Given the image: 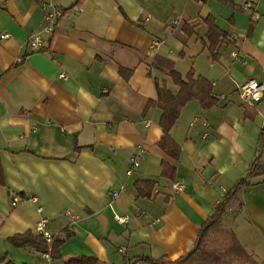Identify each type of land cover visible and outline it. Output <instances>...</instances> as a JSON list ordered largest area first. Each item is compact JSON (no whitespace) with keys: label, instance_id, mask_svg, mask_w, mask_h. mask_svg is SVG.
I'll return each instance as SVG.
<instances>
[{"label":"crops","instance_id":"crops-1","mask_svg":"<svg viewBox=\"0 0 264 264\" xmlns=\"http://www.w3.org/2000/svg\"><path fill=\"white\" fill-rule=\"evenodd\" d=\"M249 2L246 9L245 0H0V264H46L43 252L10 241L38 233L43 218L63 239L55 264L77 256L148 264L143 256L175 260L193 248L260 145L264 89L255 104L240 95L250 79L264 86V0ZM54 6L64 16L35 50L30 38L43 32ZM209 15L227 32L215 60L206 47ZM186 24L194 35L185 33ZM154 40L160 44L152 49ZM157 54L184 75L193 68L208 78L219 96L208 109L196 99L184 106L171 130L182 149L176 160L158 145L162 109H145L157 99L156 78L176 90L153 69ZM140 146V165L128 174ZM163 160L175 165V180L162 176ZM263 179L243 187L221 219L258 259H264ZM138 180L156 182L152 197L138 195ZM176 181L186 189L174 190ZM113 191H120L114 200ZM16 196L22 200L14 206Z\"/></svg>","mask_w":264,"mask_h":264},{"label":"trees","instance_id":"trees-1","mask_svg":"<svg viewBox=\"0 0 264 264\" xmlns=\"http://www.w3.org/2000/svg\"><path fill=\"white\" fill-rule=\"evenodd\" d=\"M39 1V0H34ZM205 3L208 0H197ZM224 4L236 3V0H218ZM249 2V0H245ZM64 9V8H63ZM65 11V9H64ZM207 25L208 48L211 57L215 60L218 57L217 49L220 42L227 37V32L222 30L212 16L204 19ZM256 23L251 21L248 35H253ZM184 31L188 36L195 34L193 25L186 24ZM152 67L154 70L161 72L164 76L169 77L176 90L173 91L168 87L165 78H156L157 99L149 100L146 108L159 107L163 113L160 119V125L163 135L158 143L159 147L167 156L176 160L181 155V146L171 134L172 128L175 126L180 117L184 106L191 100H198L204 109L211 108L218 104L219 96L213 93V83L203 75L196 74L192 68L184 75L175 65V62L163 55H155ZM264 127L261 132L260 145L254 162L250 165L249 170L240 180L225 193L224 197L215 207V212L203 224L197 240L193 248L185 255L170 260L167 258L157 259L153 257L143 256L142 260L148 264H238L236 261H245L249 264H264L254 259V256L247 251L238 239L236 233L227 228L224 248L220 251L207 247V239L215 228L222 222V216L228 208V204L238 195L239 191L246 186H253L257 183L252 181L253 178L264 176ZM162 176L175 180L176 167L168 160L162 161ZM264 182V179L261 181ZM260 182V183H261ZM259 183V182H258ZM0 184L4 185V173L0 162ZM156 182L153 180H138L135 182V188L140 197H152ZM14 245L20 248L33 247L38 252H46L51 248L53 258L59 255L58 247L63 241L59 236H54L51 244L39 233L31 231L24 234H17L10 238ZM11 263V262H10ZM98 260L87 256H77L67 260L64 264H97Z\"/></svg>","mask_w":264,"mask_h":264},{"label":"built area","instance_id":"built-area-1","mask_svg":"<svg viewBox=\"0 0 264 264\" xmlns=\"http://www.w3.org/2000/svg\"><path fill=\"white\" fill-rule=\"evenodd\" d=\"M43 7L45 8L46 5H43ZM245 8L249 9L252 8V3L251 2H247L245 4ZM76 10H79V8H77ZM64 9L61 7H53L51 11L46 13V18H47V24L45 26V28L43 29V32L40 33H36L33 34L30 38V46L35 49V50H40L42 48H44L45 43V39H44V33L47 35H51L54 30L55 27L58 23V21L64 16ZM254 16L255 18H258L259 15L257 12H254ZM179 21L178 20H174L172 22V25H178ZM4 37H8V34H4L2 36ZM160 44L159 40H154L152 41L151 44V48L155 49L158 45ZM63 78H67V76L65 74H62ZM263 89L264 86L256 79H250L249 81L243 83L240 86V95L242 96L243 100L246 103L249 104H255L257 102H259L262 97H263ZM146 125H150V121H146L145 122ZM207 133L204 135V137H207ZM142 152H143V147L140 146L136 155L132 158V167L128 170V174L132 173V169L139 167L140 165V157L142 156ZM186 184L184 182L181 181H176L173 183V189L176 191H183L186 189ZM120 191H113L111 193V197L114 199H116L119 195ZM21 197L20 196H16L13 200V205H17L20 201H21ZM112 202V201H111ZM118 222L120 223H126L129 220V216L128 215H122V216H116ZM47 223L48 220L46 218L41 219L37 225H36V231L41 234L50 244L53 241L54 236L50 233V231L47 228ZM122 251V249L120 250ZM43 256L46 259V264H55L54 263V258L51 254V248L46 251L43 252Z\"/></svg>","mask_w":264,"mask_h":264},{"label":"rangeland","instance_id":"rangeland-1","mask_svg":"<svg viewBox=\"0 0 264 264\" xmlns=\"http://www.w3.org/2000/svg\"><path fill=\"white\" fill-rule=\"evenodd\" d=\"M181 55V53H180ZM227 227L221 222L216 228L215 230H213V232L211 233L210 237L207 239L206 243H207V247L210 249H214L217 251H220L224 248V243H225V239H226V231H227ZM126 255V254H125ZM125 255L119 254V256L124 257ZM257 261L262 262L264 259H258L255 258ZM238 264H249L245 261H236Z\"/></svg>","mask_w":264,"mask_h":264}]
</instances>
